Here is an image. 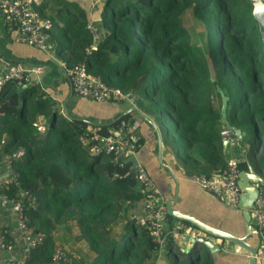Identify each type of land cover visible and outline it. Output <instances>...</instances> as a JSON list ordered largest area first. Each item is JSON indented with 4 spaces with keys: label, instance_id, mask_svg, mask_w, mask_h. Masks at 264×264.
Wrapping results in <instances>:
<instances>
[{
    "label": "trees",
    "instance_id": "obj_1",
    "mask_svg": "<svg viewBox=\"0 0 264 264\" xmlns=\"http://www.w3.org/2000/svg\"><path fill=\"white\" fill-rule=\"evenodd\" d=\"M120 1L106 0L100 25L104 32L91 55L85 54L91 36L84 14L71 16L65 31L72 36L63 63L70 67L84 62L107 86L130 93L160 126L168 115L175 128L170 132L164 125L162 131L170 151L187 174L209 178L227 161L217 88L229 98L226 116L231 125L244 130L251 120L258 134L264 132V87L254 43L261 52L262 46L249 0ZM233 91L237 105L229 97ZM54 104L29 80H10L0 92V153L23 151L11 168L21 189L36 198L29 225L46 236L27 264L50 263L52 232L70 222L93 253L86 264H150L160 247L132 218L147 196L137 188L129 164L103 153L89 154L91 143L80 142L93 127L109 136L117 121L128 124L129 115L108 126H93L62 117L52 111ZM39 118L44 121L41 133L33 126ZM258 139L262 142L264 135ZM121 222V235L114 237Z\"/></svg>",
    "mask_w": 264,
    "mask_h": 264
},
{
    "label": "crops",
    "instance_id": "obj_2",
    "mask_svg": "<svg viewBox=\"0 0 264 264\" xmlns=\"http://www.w3.org/2000/svg\"><path fill=\"white\" fill-rule=\"evenodd\" d=\"M105 4L106 0H43L39 6L41 15L53 22L51 39L54 44V51L50 53H43L36 48L18 42L15 32L6 29L3 16L0 13L1 58L5 61L19 63L26 68L28 80L31 73L30 69L34 67L35 72L41 76L40 82L35 85L42 90L46 98L55 102L52 111L58 110L62 117L77 122H86L93 126H108L122 116L129 115L130 130L138 134L143 140V146L137 154L139 163L146 169L153 184L157 186L164 204L167 199H173L177 196L178 201L174 207L182 204L188 214L204 220L219 219L222 213L220 204L226 206L190 178L195 175L187 174L184 168L180 166L165 141L162 127L142 112L134 101L94 102L73 94L65 77V67L62 60L67 50V40L71 39L72 36L65 31V28L70 23L71 16L80 11L84 14L87 25L92 23L96 25L99 33L102 32L100 25ZM2 70L0 67V73ZM135 110L143 113L156 130L150 122L142 119ZM37 122L36 124L42 126L44 121L39 118ZM261 134L263 135L264 132ZM258 140L257 138L255 151L247 154V162L256 173L260 174L261 167H264V140L262 142ZM222 152L227 161L231 158L238 159L240 164H243V169H246L244 150L238 144H230L224 150L222 139ZM5 158L6 156L0 153V180L7 176ZM13 224L14 216L11 210L8 207L0 206V229L12 227ZM122 226L123 223L121 222L120 227H118L121 228ZM164 229L166 233L164 243L159 248L156 259L150 264H185L189 254H185L184 251L191 247L188 238L199 236V232L188 224L171 217L168 218ZM52 235L55 239V247L59 246L65 249L72 257H76L79 263L86 264L93 255L88 243L80 237L75 222H70L65 227L59 226L52 232ZM261 236L264 242V232ZM250 240L255 241L254 237H251ZM210 242L224 249L220 240L213 239ZM6 258V252L0 250V264H5ZM206 259L210 260L205 256L202 261L204 262Z\"/></svg>",
    "mask_w": 264,
    "mask_h": 264
},
{
    "label": "built area",
    "instance_id": "obj_3",
    "mask_svg": "<svg viewBox=\"0 0 264 264\" xmlns=\"http://www.w3.org/2000/svg\"><path fill=\"white\" fill-rule=\"evenodd\" d=\"M43 0H0V13L3 16L5 27L8 31H14L18 42L38 49L43 53L54 51L51 39L53 28L52 20L41 15L39 6ZM91 36L90 46L85 48V54L91 55L98 47L101 38L96 25L90 23L86 26ZM65 77L68 80L73 94L80 98L90 99L94 102L120 103L133 101V96L123 92L119 88L107 86L100 77L87 71L86 64L79 62L67 67L65 64ZM0 92L10 80L19 84L28 81L27 70L21 64L5 61L0 56ZM38 132H43V127L33 124ZM97 127L91 128V135L83 134L80 142L91 143L87 151L89 154L103 153L116 158L120 153L124 157L136 156L143 146L141 137L130 132L128 124L124 120L117 121L110 129L109 136H101ZM221 138L230 140L233 133L223 127ZM4 144L1 141V146ZM23 157V151L19 150L11 156H6L7 176L0 180V206L8 207L13 216L12 227L0 229V250L6 252L5 264H27L31 251L41 246L46 238L42 232L35 231L29 225V212L36 210L35 196L21 189L18 178L11 168L14 159ZM120 162V161H118ZM121 163V162H120ZM239 160L231 158L226 161L224 168L218 169L209 178L196 177V183L205 191L213 194L227 208L238 210L240 190L237 186ZM136 177L140 183V189L146 197V201L139 214L132 218L141 226L149 230L155 243L161 248L165 240L164 225L170 218L165 210L164 202L156 185L151 181L146 169L139 164L136 169ZM13 189V191H12ZM251 223L260 233L264 232V193L260 191L251 212ZM179 230V229H178ZM68 252L56 246L51 262L48 264H82ZM257 264H264V242L261 241L257 254Z\"/></svg>",
    "mask_w": 264,
    "mask_h": 264
},
{
    "label": "water",
    "instance_id": "obj_4",
    "mask_svg": "<svg viewBox=\"0 0 264 264\" xmlns=\"http://www.w3.org/2000/svg\"><path fill=\"white\" fill-rule=\"evenodd\" d=\"M249 2L251 15L257 23L261 38V50L264 55V0H249ZM30 71L29 82L38 84L41 76L35 72L34 67ZM20 92L21 89H18L17 94H20ZM217 92L220 98V122L233 133L232 139L223 140V149L225 150L230 144L236 143L244 150L246 169L239 171L237 180V186L240 190L238 210H231L220 204L222 210L220 218L213 221L204 220L186 213L182 204L174 207L178 201L177 196L173 199H167L164 207L169 217L188 224L200 234L199 236H190L188 238L191 247L184 251L185 254H189L185 264H202V258L205 256L210 258L212 264H257L256 254L262 238L260 232L252 226L251 212L254 210V203L260 191L264 193V167H261V173L259 174L248 164L247 154L255 151L257 139L256 141L254 140L255 142L253 141V144L248 139L246 130L229 123L226 116V106L229 98L218 88ZM18 101H20L19 98ZM135 112L142 119L150 122L143 113L138 110H135ZM151 125L155 128L152 123ZM255 131H257L256 126ZM46 133L47 130L40 135V138L43 139ZM115 161L129 164V172L136 181L137 188L140 189V183L136 177V169L140 164L138 155L124 157L123 153H120L115 158ZM190 178L196 182V176ZM216 200L218 201V199ZM251 237H254L255 241L250 240ZM213 239L228 242L233 246V251H225L222 247L213 245L210 242ZM194 246L195 248H193Z\"/></svg>",
    "mask_w": 264,
    "mask_h": 264
},
{
    "label": "rangeland",
    "instance_id": "obj_5",
    "mask_svg": "<svg viewBox=\"0 0 264 264\" xmlns=\"http://www.w3.org/2000/svg\"><path fill=\"white\" fill-rule=\"evenodd\" d=\"M125 0H121L120 2H124ZM127 1V0H126ZM186 23L188 25H191L190 21L187 20ZM254 49L256 50L257 52V61H258V64L260 65V83L263 84V87H264V56L262 54V52L259 50V47L257 46V44L254 43ZM237 91H233V92H230L229 93V97H230V100L235 103L237 105L238 103V96L236 97ZM161 118V117H160ZM159 118V119H160ZM162 121V124L164 125H167V127H169L170 129V132H173L174 128H175V124L174 122L169 118L168 115H163V119L161 120ZM161 124V125H162ZM164 125H162L161 127H163ZM244 130L247 131V137L248 139L254 144V142L256 141V139L258 138V136H261V132L262 131H259V133L261 134H258L257 131H255V124L253 122H251V120H248V123H247V126L246 128L244 127L243 128ZM264 135V134H263ZM262 135V136H263ZM175 136V135H174ZM177 139V138H176ZM255 140V141H254ZM254 141V142H253ZM121 225V223H118V225H116V228L114 230V234L113 236L114 237H118L119 235H121L120 232L117 231V228H119ZM119 226V227H118ZM262 235V233H260ZM262 238V236H261ZM263 240V238H262ZM221 243L223 244L224 246V250L225 251H229V252H232L233 251V246L231 244H229L228 242H224V241H221ZM212 255V254H211ZM206 263L202 261V264Z\"/></svg>",
    "mask_w": 264,
    "mask_h": 264
}]
</instances>
